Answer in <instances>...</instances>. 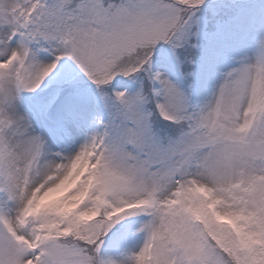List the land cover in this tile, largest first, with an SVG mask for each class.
<instances>
[{
  "label": "snow or ice",
  "instance_id": "1",
  "mask_svg": "<svg viewBox=\"0 0 264 264\" xmlns=\"http://www.w3.org/2000/svg\"><path fill=\"white\" fill-rule=\"evenodd\" d=\"M204 5L0 0V264H264V3L258 16L218 4L211 32ZM233 25L250 54L193 104L188 89L214 74L209 52ZM165 44L187 88L153 69ZM69 62L118 108L65 155L51 148L77 135L86 106L70 76L41 86ZM137 75L145 87L129 93L121 77ZM137 216L142 246L106 255L109 234Z\"/></svg>",
  "mask_w": 264,
  "mask_h": 264
},
{
  "label": "rangeland",
  "instance_id": "2",
  "mask_svg": "<svg viewBox=\"0 0 264 264\" xmlns=\"http://www.w3.org/2000/svg\"><path fill=\"white\" fill-rule=\"evenodd\" d=\"M264 3V0H205V5L197 13L202 24L206 22L207 30L211 32L215 26L216 18L212 16V9L218 4L224 5H244L251 6L254 14L259 15L258 5ZM225 19L234 15L236 9L228 7L225 8ZM228 12V13H227ZM246 22L248 13L245 12L243 17ZM228 46L224 48L219 55L213 49L209 52V58L214 64L215 72L213 75L198 76L193 80L189 92L193 104H201L205 100L210 99L215 91L216 86L222 80L223 72L235 66L236 62L247 54L245 49L240 47V41L245 37L246 29L242 26L233 25L227 29ZM164 51L168 55L167 62H163L160 58V52ZM153 69L162 71L169 75L172 79L180 81L184 86L188 87V81L183 80L180 71L176 65L175 57L172 54V49L165 44L162 48H158L157 56L153 60ZM70 76L73 85L78 90L79 96L83 104L86 106L87 112L84 121L75 137H72L67 143L57 145L58 148L54 152H62L67 155V150L82 144L93 130L102 131L103 128L99 121L103 120L107 123L109 120L115 118L118 106L114 101L103 95L97 87L90 81L78 66L69 62L68 64L61 63L57 70L45 80L41 89L55 87L56 84ZM124 82L123 87H127L129 93L134 94L145 87V78L143 75L135 77H121ZM37 93H24L25 97H35ZM164 132L162 134H166ZM176 134V130H175ZM173 134V135H175ZM57 158V157H56ZM143 222V217H132L122 221L116 226L113 233L105 240L104 252L108 256L118 257L123 253L130 254L142 246L144 241V233L137 231L140 224Z\"/></svg>",
  "mask_w": 264,
  "mask_h": 264
},
{
  "label": "trees",
  "instance_id": "3",
  "mask_svg": "<svg viewBox=\"0 0 264 264\" xmlns=\"http://www.w3.org/2000/svg\"><path fill=\"white\" fill-rule=\"evenodd\" d=\"M233 5V4H232ZM228 13V12H227ZM48 88V87H47ZM45 89V88H44ZM43 90V89H41ZM160 127H163V131L162 133L164 132H171L172 134H175V128L174 127H164L163 125H161Z\"/></svg>",
  "mask_w": 264,
  "mask_h": 264
},
{
  "label": "bare ground",
  "instance_id": "4",
  "mask_svg": "<svg viewBox=\"0 0 264 264\" xmlns=\"http://www.w3.org/2000/svg\"><path fill=\"white\" fill-rule=\"evenodd\" d=\"M78 146H80V145H78ZM77 148H78L77 146H75L74 148H70L69 151H67V154L73 153Z\"/></svg>",
  "mask_w": 264,
  "mask_h": 264
}]
</instances>
